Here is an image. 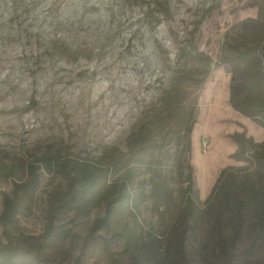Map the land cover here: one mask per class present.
<instances>
[{"label": "rangeland", "instance_id": "374dc122", "mask_svg": "<svg viewBox=\"0 0 264 264\" xmlns=\"http://www.w3.org/2000/svg\"><path fill=\"white\" fill-rule=\"evenodd\" d=\"M161 5H167L168 15L160 14ZM263 40L264 0H0V163L14 164L16 179L26 177V162L47 153L102 164L109 157H132L128 137L145 127L163 145L154 163L141 153L134 156L136 175L129 178L123 168L101 179L100 199L88 215L73 211L79 198L56 210V233L42 252L46 264H132L126 237L113 238L115 231L135 225L142 236L151 231L165 244L179 228L189 168L179 166L184 142L176 140L182 129L172 125V116L166 120L164 111L173 100L171 77L182 65L178 52L193 45L222 63L212 66L203 87L189 88L198 102L187 159L200 200L190 218L188 249L191 264H204L200 247L212 218L203 211L220 170L235 166L251 174L257 168L231 157L237 143L230 133L245 131L261 142L264 127L232 107L230 70L236 81L251 84L247 73L256 58L235 67L233 53ZM32 98L36 106L28 108ZM40 171L36 202L14 229L32 241L48 224L52 196L69 188L64 178ZM161 178L168 184L165 193L154 186ZM142 180V201L118 197L123 183L136 193ZM12 187L10 179L0 177V212L3 193ZM108 208L109 222L97 230L107 240L81 254ZM234 264L253 263L241 257Z\"/></svg>", "mask_w": 264, "mask_h": 264}, {"label": "trees", "instance_id": "16d2710c", "mask_svg": "<svg viewBox=\"0 0 264 264\" xmlns=\"http://www.w3.org/2000/svg\"><path fill=\"white\" fill-rule=\"evenodd\" d=\"M157 9V8H156ZM162 16L168 15L167 5L158 9ZM182 65L178 66L170 80V90L173 100L164 111L166 120L170 116L172 125H179L183 134L177 136L180 147V168L187 164L189 171L185 186L184 220L170 237L167 243L153 232L146 235L137 232L134 225L125 232L115 231L112 235L125 236L126 245L132 257V264H191L192 255L188 249V238L193 225L190 218L198 210L199 189L196 186L194 167L188 162L187 154L191 149V133L197 113V96H192L189 88L200 89L209 76L213 65L222 64L200 51L197 45L182 47L178 52ZM256 58L255 67L247 73V81H236L234 70L231 82L230 103L234 109L251 118L264 127V40L259 45L246 44L237 47L233 53L234 65L239 67ZM37 101L32 98L28 108L35 107ZM172 111H175L171 115ZM165 120V119H164ZM163 122V119L160 120ZM151 127H145L137 134L128 137L130 156L125 159L109 157L104 164L100 160L86 158L75 160L71 157L61 158L57 154H42L35 156L25 163L26 177L22 180L15 178L14 164L0 163V177L11 180L13 187L10 193H3V208L0 212V222L3 226L0 235V264H42L49 260L42 256L46 250L45 244L53 238L56 227L53 223L55 212L59 207H66L75 199L81 201L73 207L76 216L88 215L99 201L97 195L101 179L105 180L112 173L123 168L127 169L129 178L137 174V167L131 161L141 153V159L155 162V154L161 151L163 145L153 139ZM229 137L237 143L231 157L257 165L255 172L246 174L242 168L227 166L220 170L219 175L206 197L204 213L212 218V227L208 231L201 247L200 254L204 264H234L241 257L248 258L253 264H264V140L259 142L245 131H234ZM140 159V158H139ZM41 169L50 177H62L69 183V188L55 193L49 211L48 224L44 231L32 241L31 235L14 233L18 219L23 211L31 210L37 198L41 185ZM146 181L142 180L136 193L123 189L118 197L125 202L134 201L136 204L146 197L144 188ZM114 186V185H112ZM155 189L163 193L168 184L164 178L154 183ZM110 208L105 215L98 219L86 237L81 254L97 242L107 240L106 236L97 233L99 227L106 225L110 219ZM33 253L30 257L29 254ZM80 258V257H79ZM46 264V263H45ZM77 264H80L79 262Z\"/></svg>", "mask_w": 264, "mask_h": 264}]
</instances>
